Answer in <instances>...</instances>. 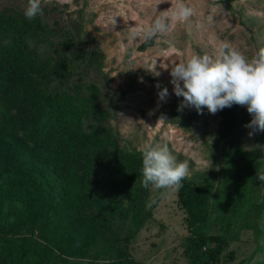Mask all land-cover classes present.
I'll return each instance as SVG.
<instances>
[{"label":"trees","instance_id":"obj_1","mask_svg":"<svg viewBox=\"0 0 264 264\" xmlns=\"http://www.w3.org/2000/svg\"><path fill=\"white\" fill-rule=\"evenodd\" d=\"M57 24L39 15L26 19L13 7L0 9V91L10 90V84L19 106L0 115V264H50L57 255L80 256L91 230L98 228L110 240L99 255H110L109 264H135L126 253L127 242L117 243L111 222L116 213L129 216L134 229L143 222L134 205L144 193L142 154L125 153L111 139L106 119L113 101L107 93L101 97L97 83L88 82L87 74L99 68L97 50L88 46L73 53L81 41ZM86 55L89 64L75 73L71 63ZM227 112L216 135L224 143L217 152L221 158L216 157L221 163L216 187L184 179L175 191L191 232L186 252L195 264H219L228 232L247 228L256 233L255 217L249 218L242 205L260 162L237 145L229 124L233 113ZM209 194L219 201L220 214L227 212L220 218L230 227L224 225L220 234L202 230L214 203ZM34 199L42 208L32 219L29 202ZM75 221L80 226L73 230ZM38 223L42 243L37 244L24 229Z\"/></svg>","mask_w":264,"mask_h":264},{"label":"rangeland","instance_id":"obj_2","mask_svg":"<svg viewBox=\"0 0 264 264\" xmlns=\"http://www.w3.org/2000/svg\"><path fill=\"white\" fill-rule=\"evenodd\" d=\"M177 3L192 9L187 20L169 19L168 32L147 39L150 42L145 45L146 40L140 34L133 36L134 29L148 25L165 10L171 13ZM6 6L24 11L27 0H0V9ZM41 7L43 15L39 17L43 22L54 25L58 21L57 27L68 29L81 41L72 48L73 53L88 46L97 50L99 68L87 74L88 82L97 83L102 98L104 93L111 97L113 104L108 107L107 127L111 139L123 152L140 151L149 141L166 144L177 161H188L190 176L185 180L192 185L209 182L215 186L216 172L221 167L216 160L221 158L217 152L224 145L216 135L223 115L231 111L234 115L229 118V124L233 126L237 145L253 161L260 162L256 172H264V131L249 136L252 129L245 125L252 117L245 106L234 104L215 114L206 108L200 112L191 106L181 108L183 97L174 94L170 82V70L175 63L192 55L212 56L221 42H229L246 57L253 56L264 46V15H259L264 13V0H42ZM57 39L53 37L54 41ZM88 59L87 55L77 57L71 63L72 70L76 73L82 65L86 67ZM31 60L33 64L38 62L34 56ZM8 86L10 90L0 91V115L8 107L11 112L19 107L10 94L11 85ZM160 88H167L169 93L164 101L157 96ZM105 101L107 98L101 104L104 107L108 105ZM247 185L250 197L242 207L244 213L249 211V218L255 217L256 233L241 228L238 233L225 234L229 242L219 257V264H264V182L256 179L255 174ZM143 191L134 204L143 217L140 228L134 229L129 216L114 215L111 227L117 243L127 242L126 253L135 264H195L194 256L186 252L191 232L185 220L186 212L176 204L175 191L167 190L162 195L165 190L151 186ZM209 199L214 201L213 208L202 230L220 234L228 224L220 217L227 212L220 214L215 196L211 198L209 194ZM29 206V211L35 214L28 217L40 216L42 206L38 199L31 200ZM79 226L75 221L71 228ZM39 227L38 223L37 227L28 225L24 229L37 244L42 243ZM90 233L80 256H54L52 252L50 264L108 262L110 255L98 254L110 242L105 231L98 228Z\"/></svg>","mask_w":264,"mask_h":264},{"label":"clouds","instance_id":"obj_3","mask_svg":"<svg viewBox=\"0 0 264 264\" xmlns=\"http://www.w3.org/2000/svg\"><path fill=\"white\" fill-rule=\"evenodd\" d=\"M41 5L42 0H27L25 18L31 20L43 15ZM191 15V8L177 3L171 13L165 10L148 25L134 29L132 34H140L147 40L167 33L169 19L184 21ZM170 76L174 94L183 97L181 108L191 106L197 112L206 108L209 113L215 114L234 104L245 106L252 117L245 125L252 129L249 136L256 131H264V46L259 47L253 56L246 57L229 42H221L212 56L192 55L175 63ZM168 95L167 88H160L157 93L161 101L166 100ZM140 151L143 188L163 189L165 192L162 195H166L167 190L178 191L182 187L181 181L190 176L188 161H177L166 144L149 141L143 144ZM256 179L264 182V172L256 173Z\"/></svg>","mask_w":264,"mask_h":264}]
</instances>
